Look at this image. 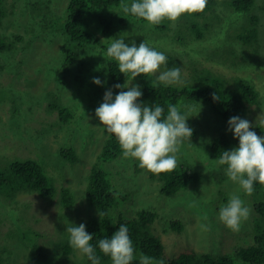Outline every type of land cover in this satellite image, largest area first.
<instances>
[{
	"label": "rangeland",
	"instance_id": "374dc122",
	"mask_svg": "<svg viewBox=\"0 0 264 264\" xmlns=\"http://www.w3.org/2000/svg\"><path fill=\"white\" fill-rule=\"evenodd\" d=\"M68 1L5 0L4 11H0V36L23 38L14 51L0 52V175L15 182L19 179L11 173L13 163L35 160L45 168L55 188L52 197H43L35 191H18L22 186L15 184L2 189L0 256L4 264H82L85 255L75 248L67 257L70 261L62 255V247L70 240L67 227L85 225L99 215V211L88 203L87 187L92 168L98 163L111 134L95 110L104 102L108 90H112L115 97L120 89L111 84L110 58L107 60L103 56L105 52L100 47L96 58L89 59L91 62L83 69V75L77 78L68 68L60 72L64 60L82 50L78 44L69 43L64 34L63 20ZM255 1L251 14H238L230 5L231 0H216L213 10L206 15L213 23V29L206 31L202 40H195L190 34L191 23L197 20L188 19L194 14L181 16L175 23L169 21L171 30L164 35L148 32L153 30L152 25L137 22L121 7L103 10L111 18H130L112 35L104 34L97 14L88 16L85 21L102 43L124 39L129 46L133 41L139 46L147 40L150 46L165 55L180 58L184 79L175 84L179 88L204 68L231 85L237 77L245 79L256 85L260 92L259 104L249 106L245 114L230 116H225L223 110L214 112L201 101L181 102L178 108L189 118L187 124L193 135L180 148L178 167L190 166L201 174L202 179L175 196L163 195L160 192L162 183L158 179L152 180L150 172L142 169L136 159H126L122 155L106 165L114 187L122 196L115 205L119 211L134 216L141 209L158 210L155 226L169 255L193 248L214 256L235 257L236 249L250 247L255 236L264 234V216L257 211V204L264 201V187L254 188L251 195L245 194L228 178L226 166L214 163L219 156L212 152L217 139L223 136L229 139L231 150L239 147V140L228 130L231 117L248 120L253 125L251 130L264 125V0ZM45 7L50 8L54 24L42 23L41 10ZM254 16L258 19L261 35V44L257 43L259 49L256 50L263 62L259 61L258 67L248 68L253 59L248 51L252 49L237 37ZM205 20L199 19L200 22ZM45 28L51 31H43ZM177 35L185 36L184 43L176 42ZM232 52L238 59L231 55ZM161 70H166L165 66ZM94 78H99L102 86L96 85ZM134 81L138 82L136 78ZM123 90L127 91L126 88ZM95 93L98 98L91 106ZM84 104L89 105L87 111ZM60 106L68 107L74 115L67 124L60 120ZM64 149L76 152V163L61 155ZM66 187L74 195V205L69 209L62 204V192ZM234 194L239 195L250 209V216L242 222L239 232H233L219 219L220 208L227 205ZM178 220L186 225L185 233L181 236L165 234L164 229ZM58 256L60 261H57ZM236 260L237 264H244L240 259Z\"/></svg>",
	"mask_w": 264,
	"mask_h": 264
},
{
	"label": "trees",
	"instance_id": "16d2710c",
	"mask_svg": "<svg viewBox=\"0 0 264 264\" xmlns=\"http://www.w3.org/2000/svg\"><path fill=\"white\" fill-rule=\"evenodd\" d=\"M131 1L132 0H69L65 11L66 18L63 20V26H65L64 34L68 38L69 43L78 44L82 47V50L81 52L75 53L65 59L63 69L60 72L68 68L78 78V76L83 75V69L89 66L91 62L89 59L96 58L99 47L104 52L107 51L110 42L104 40L102 43L101 40H99L98 36L90 30V26L85 24L87 17L97 14V19L104 30V34H106V36L112 35L114 31L117 30V27L124 26L126 22L124 18H117L116 16H112V18L108 17L103 10L107 8L112 9L115 7H121L122 3L128 4ZM4 3L5 0H0L1 12L4 11L2 8ZM215 3L216 0H208V5L203 13H196L194 14L195 16L193 15L194 17L188 19L197 20L192 22V26L190 27V34L193 39L202 40L205 38L206 31L213 29V23L208 21L206 15L213 10ZM255 4V0H231L230 2V5L238 14H251ZM41 12L44 16L42 23L45 25L54 24L55 20L50 18L51 11L49 7H45ZM1 17H5V15L1 14ZM131 17L137 22H147L145 20H138L137 17L132 15ZM201 18H205L206 20L200 22L199 19ZM126 19L129 21L130 18ZM42 30L51 31L46 28ZM169 30H171L170 22L165 20L162 24L153 26V30L147 31L157 32L159 35H164L167 34ZM177 36L179 38L176 39V42H180V44L184 43L185 36ZM260 36L258 19L254 16L250 19V25L244 27L243 33L237 37L238 41L243 42L246 46L252 49V51H248L253 58L252 61L248 63V68L252 65L258 67L259 61L263 62L261 54L256 50L259 49L257 43L261 44ZM22 40L23 38L19 36H0V52L14 51L17 48L18 42ZM68 51L71 52V50ZM243 51H245V49ZM231 55L235 59H238V56L235 53L232 52ZM166 56L167 62L166 65H164L166 70L175 67H182V60L180 58L170 54ZM255 58L257 61H255ZM108 69L113 87L116 84L124 85L126 83L129 86L131 84L133 86H140L142 97L138 102H142L146 106H155L156 104H159L164 108L165 117L170 105L178 107L183 101H201L209 105L214 112L219 113L220 110H223L225 116L240 113L245 114L247 113L249 106L260 103V92L256 85L239 77L234 79L235 81L233 85H231L226 79L221 78L204 68H201L193 74L189 80H185L183 84L184 86L181 88L175 86V84L169 86L160 84L156 81L155 77L151 75H141L136 77L138 82L134 80L127 81V77L119 72L118 63L111 59H109ZM183 79V74L181 72V80ZM131 81L133 83H131ZM214 95L217 96L218 99L214 100ZM97 98L98 95L96 94L91 106L96 104ZM84 106L86 105L84 104ZM94 106L97 107L96 105ZM85 109L87 111L89 105H87ZM59 114L60 120L63 124L70 122L74 116L73 113H71V110L64 106H60ZM252 131H255L257 135L264 137V125L256 127L255 129H252ZM225 150L230 151L231 148L229 139L223 136L220 139H217V142L212 147V152L215 156H220ZM61 155L64 158L69 159L72 163H76V152L73 149H64L62 150ZM121 156L122 150L119 143L115 138V135L111 134L103 146L98 163L92 168L87 187L88 203L95 207L100 213L98 216L88 220L85 224L86 231L93 235V240L90 243L100 259V264H112V261L109 256H105L100 251L99 240L103 238H111V236L119 230L121 225L128 227L129 236L133 241L135 259L132 261V264H141V255L151 258L152 264H160V261H163V264H237L236 258L240 259L244 264H264V234L255 236L254 240L251 242L253 245L250 247L236 249V258L231 256H214L193 248H185L177 254L169 255L163 239L161 235L157 233L155 226L159 218V212L157 209H141L138 210L134 216H130L127 213L119 211V207H115L117 201H119L122 196H119L114 187L109 177L110 172L106 165L110 162L116 161ZM11 173L20 181L16 180L15 182H12L9 181L5 175H0V193L6 185L15 184L22 186L18 191H35L40 193L43 197H52L55 194V188L53 187L45 168L35 160L13 163ZM150 176L152 180L158 179L162 183L160 192L166 197L175 196L190 185L199 183L202 179L201 174L192 167L186 165H182L181 167L177 166V168L171 173L155 175L150 172ZM262 187H264V185L259 184V182L254 184V188L260 189ZM62 193L63 207L65 209L73 207L74 195L70 188L66 187ZM257 211L264 216V201L257 204ZM185 230L186 225L178 220L171 223L167 229H164V233H174L181 236L185 233ZM72 250L73 247L70 243H67L62 247V255L66 257L67 261H70L67 257L72 253ZM60 260L61 258L58 256L57 261ZM0 264H4V260L1 256ZM82 264H92V261H90L85 255Z\"/></svg>",
	"mask_w": 264,
	"mask_h": 264
},
{
	"label": "clouds",
	"instance_id": "9594fccd",
	"mask_svg": "<svg viewBox=\"0 0 264 264\" xmlns=\"http://www.w3.org/2000/svg\"><path fill=\"white\" fill-rule=\"evenodd\" d=\"M207 5L208 0H133L130 6L122 3L121 8L125 14L130 13L155 26L165 20L175 23L181 16L203 13ZM111 40L103 56L118 63L119 72L127 77V81L141 75H151L165 86L183 82L181 68L161 70L166 65L167 56L150 46L147 40L139 46L135 41L129 46L124 39ZM93 82L102 86L99 78H94ZM114 87L120 89L119 93L113 97L112 90H108L95 114L107 132L115 135L123 157L136 159L142 169L155 175L173 172L178 166V153L183 142L193 135V130L187 124V115L181 114L177 106L170 105L165 117L164 108L159 104L146 106L138 102L142 97L138 85L129 86L126 83ZM213 98L218 99L215 95ZM228 125V130L239 140V147L223 151L213 161L218 166H226L228 178L238 184L245 194L251 195L256 182L264 185V137L251 130L253 125L248 120L238 116L231 117ZM249 216L250 209L235 194L219 210V219L233 232H239L242 222L247 221ZM67 232L73 248L86 255L92 264H100L90 243L93 235L86 231V225L72 224L67 227ZM99 249L110 257L112 264H132L135 259L133 241L128 227L124 225L111 238L100 239ZM140 261L141 264H152L151 258L145 255H141Z\"/></svg>",
	"mask_w": 264,
	"mask_h": 264
},
{
	"label": "bare ground",
	"instance_id": "6f19581e",
	"mask_svg": "<svg viewBox=\"0 0 264 264\" xmlns=\"http://www.w3.org/2000/svg\"><path fill=\"white\" fill-rule=\"evenodd\" d=\"M117 18H123V17H117ZM124 20L126 21V18H124ZM123 157V156H122Z\"/></svg>",
	"mask_w": 264,
	"mask_h": 264
}]
</instances>
